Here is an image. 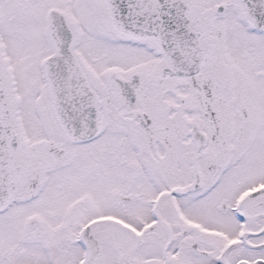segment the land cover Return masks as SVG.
Returning <instances> with one entry per match:
<instances>
[{
    "label": "snow or ice",
    "instance_id": "snow-or-ice-1",
    "mask_svg": "<svg viewBox=\"0 0 264 264\" xmlns=\"http://www.w3.org/2000/svg\"><path fill=\"white\" fill-rule=\"evenodd\" d=\"M0 264H264V0H0Z\"/></svg>",
    "mask_w": 264,
    "mask_h": 264
}]
</instances>
